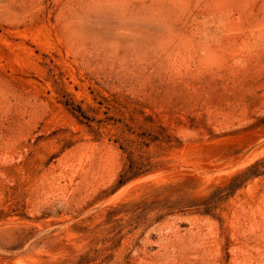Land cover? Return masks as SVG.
<instances>
[{
  "label": "rangeland",
  "instance_id": "obj_1",
  "mask_svg": "<svg viewBox=\"0 0 264 264\" xmlns=\"http://www.w3.org/2000/svg\"><path fill=\"white\" fill-rule=\"evenodd\" d=\"M0 264H264V0H0Z\"/></svg>",
  "mask_w": 264,
  "mask_h": 264
}]
</instances>
